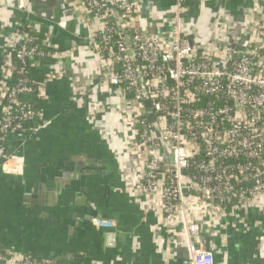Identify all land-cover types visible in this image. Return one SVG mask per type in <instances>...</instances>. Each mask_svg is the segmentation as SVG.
<instances>
[{
  "label": "crops",
  "instance_id": "obj_1",
  "mask_svg": "<svg viewBox=\"0 0 264 264\" xmlns=\"http://www.w3.org/2000/svg\"><path fill=\"white\" fill-rule=\"evenodd\" d=\"M174 2L143 0L134 29L169 34ZM184 5L181 25L198 45L214 41L217 61L232 37L237 45L264 44V0ZM24 25L48 54L28 60V76L41 90L21 97L43 126L0 143L15 157L9 170L0 157V251L49 264H185L190 251L181 218L167 225L143 194L141 158L127 146L128 99L100 80L102 59L89 41L98 20L79 0H0V102L15 77V37ZM197 208L187 216L199 225L212 264H264V198L225 212ZM95 219L113 226H96Z\"/></svg>",
  "mask_w": 264,
  "mask_h": 264
},
{
  "label": "built area",
  "instance_id": "obj_2",
  "mask_svg": "<svg viewBox=\"0 0 264 264\" xmlns=\"http://www.w3.org/2000/svg\"><path fill=\"white\" fill-rule=\"evenodd\" d=\"M79 1L83 11L99 23L89 41L102 59L101 82L119 88L126 98L130 92L127 146L141 158L142 188L149 210L161 215L169 226L181 218L190 251L185 264H212L213 255L201 239V229L187 212L197 207L207 213L225 212L227 206L244 209L264 198L262 40L237 45L231 33L234 43H224V56L217 61L214 41L212 46L198 45L181 25L184 0L174 2L175 24L167 35L134 29L135 13L143 0ZM117 24L120 39L113 38ZM36 40L33 27L24 25L15 37V60L26 66L31 58H47ZM25 72L20 78L14 74L11 85L1 91L0 143L9 133H34L43 126L36 109L21 99L41 90ZM160 147L173 155L170 179L160 159ZM201 153L205 159L194 161ZM0 157L3 168L9 170L15 157L3 144ZM190 167H194L192 176L185 172ZM248 178L253 183L243 185ZM93 222L99 227L113 226L108 219ZM259 242L264 248V237ZM0 264L49 263L7 251L0 253Z\"/></svg>",
  "mask_w": 264,
  "mask_h": 264
},
{
  "label": "trees",
  "instance_id": "obj_3",
  "mask_svg": "<svg viewBox=\"0 0 264 264\" xmlns=\"http://www.w3.org/2000/svg\"><path fill=\"white\" fill-rule=\"evenodd\" d=\"M111 22L114 23L115 20L111 19ZM116 28L117 29H115V33H113L114 34L113 38L114 39H120L121 38V34L118 33L120 30L118 29V27H116ZM16 69H17V72L15 74H16V76L18 78L26 76L25 70H27V65L24 66L21 62L16 61ZM129 93L127 94V98L130 97ZM203 159H205V157H204V155L202 153L199 154L198 156L194 157V161H197V162L200 161V160H203ZM193 168L194 167H190L189 169H187V171H185L188 176L189 175L192 176L194 174V169ZM197 173H198V171L195 172V174H197ZM166 176H167V178L170 179L172 177V174L170 172H167ZM252 183H253V178H248L244 182H242L243 185H251ZM0 253H4V252L0 251Z\"/></svg>",
  "mask_w": 264,
  "mask_h": 264
},
{
  "label": "water",
  "instance_id": "obj_4",
  "mask_svg": "<svg viewBox=\"0 0 264 264\" xmlns=\"http://www.w3.org/2000/svg\"><path fill=\"white\" fill-rule=\"evenodd\" d=\"M117 26L118 29L121 30L120 25L117 24ZM159 151H160V159L164 166V169L168 170L173 175L174 174V171L172 170L173 155L170 154L165 147H160ZM185 192H187V190H185Z\"/></svg>",
  "mask_w": 264,
  "mask_h": 264
}]
</instances>
